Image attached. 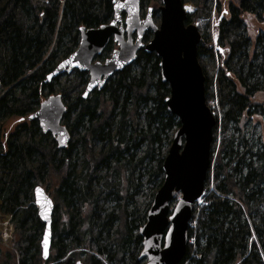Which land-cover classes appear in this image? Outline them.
<instances>
[{
	"label": "trees",
	"instance_id": "1",
	"mask_svg": "<svg viewBox=\"0 0 264 264\" xmlns=\"http://www.w3.org/2000/svg\"><path fill=\"white\" fill-rule=\"evenodd\" d=\"M112 1L0 0V218L14 226L11 248L0 239V264H144L138 231L163 185L164 158L180 126L167 112L170 90L159 59L140 50L131 66L87 98L86 73L45 81L76 50L79 28L110 23ZM181 2L193 7L186 23L200 32L197 60L216 125L204 204L193 205L179 264H264V140L253 121H264L254 98L264 95V33L252 44L241 17L262 21L264 0L229 4L228 19L217 0ZM139 3L155 21L160 0ZM114 48L109 42L97 60ZM55 94L66 108L64 150L27 119ZM36 186L53 201L46 261Z\"/></svg>",
	"mask_w": 264,
	"mask_h": 264
},
{
	"label": "water",
	"instance_id": "2",
	"mask_svg": "<svg viewBox=\"0 0 264 264\" xmlns=\"http://www.w3.org/2000/svg\"><path fill=\"white\" fill-rule=\"evenodd\" d=\"M112 4L110 23L98 28H79L76 51L59 62L45 81L77 71L86 73L88 83L82 94L87 98L92 91H101L115 73L131 66L140 50L159 59L160 79L170 90L164 101L167 112L176 117L180 126L164 158L163 185L154 194L146 222L138 231L142 238L139 259L144 264H179L186 254L193 205L204 188L212 130L216 125L204 100V77L197 60L200 33L196 25L186 23L181 0H160L157 25L150 8L140 18L139 0H113ZM146 31L152 37L144 43ZM111 40L117 48L105 61H97ZM38 107L27 117L28 121H36L39 130L49 134L59 150L66 149L70 135L62 125L66 108L61 96L50 95ZM33 190L36 212L44 224L40 248L41 258L46 261L50 253L53 201L41 187ZM177 193L180 198L171 209Z\"/></svg>",
	"mask_w": 264,
	"mask_h": 264
},
{
	"label": "rangeland",
	"instance_id": "3",
	"mask_svg": "<svg viewBox=\"0 0 264 264\" xmlns=\"http://www.w3.org/2000/svg\"><path fill=\"white\" fill-rule=\"evenodd\" d=\"M237 1L238 0H217L218 5L220 6V12H221L220 16H223L226 19H228L227 10L230 6L229 4L237 6ZM184 8H185V11L187 13H191L193 11V7L189 4H185ZM146 11H147V7H145V9L141 12V14H142L141 17H143L145 15ZM216 16H217V14H215V17ZM241 17H242V20L244 21L247 37L249 38V40H251V42L253 44L255 37L260 33H262V34L264 33V16H263L262 21L257 20L255 18V16L249 15V14H243ZM159 21H160L159 17H157V19L154 21L155 25L159 24ZM115 47H116V45H115ZM114 49H116V48H114ZM254 98H255V103L261 104L262 108L264 109V95H257ZM253 121H254V123L259 122V126H260L259 128L260 129H258L257 131L260 134L262 133L263 140H264V123H263L264 121H262L258 116L253 117ZM47 195H48V193H47ZM179 197H180V195L178 194L177 199H179ZM13 242H14L13 237L11 235V237L9 239L4 241V244H5V246H7V248H9L10 246H12Z\"/></svg>",
	"mask_w": 264,
	"mask_h": 264
},
{
	"label": "built area",
	"instance_id": "4",
	"mask_svg": "<svg viewBox=\"0 0 264 264\" xmlns=\"http://www.w3.org/2000/svg\"><path fill=\"white\" fill-rule=\"evenodd\" d=\"M203 203V199H200L199 205H203ZM12 233L13 226H11V224L6 220L0 221V238L2 239V241L9 239Z\"/></svg>",
	"mask_w": 264,
	"mask_h": 264
},
{
	"label": "flooded vegetation",
	"instance_id": "5",
	"mask_svg": "<svg viewBox=\"0 0 264 264\" xmlns=\"http://www.w3.org/2000/svg\"><path fill=\"white\" fill-rule=\"evenodd\" d=\"M153 19V18H152ZM149 32V31H146V33ZM151 33V32H150ZM152 34V33H151ZM146 35V34H145ZM31 122V121H30Z\"/></svg>",
	"mask_w": 264,
	"mask_h": 264
},
{
	"label": "snow or ice",
	"instance_id": "6",
	"mask_svg": "<svg viewBox=\"0 0 264 264\" xmlns=\"http://www.w3.org/2000/svg\"><path fill=\"white\" fill-rule=\"evenodd\" d=\"M85 95H87V93H85ZM61 142H63V141H61Z\"/></svg>",
	"mask_w": 264,
	"mask_h": 264
},
{
	"label": "bare ground",
	"instance_id": "7",
	"mask_svg": "<svg viewBox=\"0 0 264 264\" xmlns=\"http://www.w3.org/2000/svg\"><path fill=\"white\" fill-rule=\"evenodd\" d=\"M13 236V235H12ZM81 262V261H80Z\"/></svg>",
	"mask_w": 264,
	"mask_h": 264
}]
</instances>
